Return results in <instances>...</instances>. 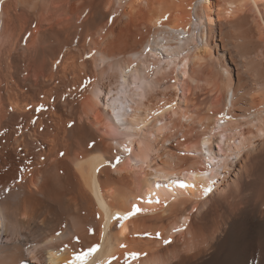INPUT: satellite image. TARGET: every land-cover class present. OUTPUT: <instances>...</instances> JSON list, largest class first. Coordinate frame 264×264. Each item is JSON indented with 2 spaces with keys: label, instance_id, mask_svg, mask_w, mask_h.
Wrapping results in <instances>:
<instances>
[{
  "label": "bare ground",
  "instance_id": "1",
  "mask_svg": "<svg viewBox=\"0 0 264 264\" xmlns=\"http://www.w3.org/2000/svg\"><path fill=\"white\" fill-rule=\"evenodd\" d=\"M0 133V264H264V0H2Z\"/></svg>",
  "mask_w": 264,
  "mask_h": 264
},
{
  "label": "snow or ice",
  "instance_id": "2",
  "mask_svg": "<svg viewBox=\"0 0 264 264\" xmlns=\"http://www.w3.org/2000/svg\"><path fill=\"white\" fill-rule=\"evenodd\" d=\"M0 3H2V0H0ZM110 22H111V18H110ZM34 26V25H33ZM31 36V33H27L25 35V37L23 38L24 39V43L27 44L28 42V38ZM57 64H59V61H57ZM88 83L90 84L91 83V80L89 79L88 80ZM173 105H169V107H172ZM41 110H43V105H41ZM117 123H119V119H117ZM75 124V121H69L67 127L68 129L72 130L73 132L76 131V129L73 127V125ZM0 135H4L3 133H0ZM84 145L86 148H90L93 152H101L103 151V148L101 145H99L97 142H96V139H95V136H90L89 139L87 140H84ZM125 152H128L130 153L131 152V149L126 145L123 149ZM60 155L63 157L65 155L64 152H60ZM41 159H44V157H41ZM122 159L121 156L117 155L115 157V163H119L120 160ZM112 161L109 162V166H112ZM159 185H157L158 187ZM180 187L181 188H184L186 187V185L184 183H180ZM212 191L211 187H206L204 189V192L205 194L207 193H210ZM159 202V201H157ZM142 211V209L139 207V206H133V209L131 211H129L127 214L125 215H117V220L118 221H124V220H127L130 216L134 215V214H138ZM120 227L122 228L123 227V224L120 225ZM77 242H79V240L77 239ZM98 247V246H97ZM97 247H92L91 248V252L94 253L96 250H97ZM129 255L131 256H135L136 254L135 253H130ZM83 256H77L75 259L77 261H81L83 260ZM113 259H116L115 257H113ZM69 264H71V262H69ZM109 264H111V261H109ZM125 264H127V261H125Z\"/></svg>",
  "mask_w": 264,
  "mask_h": 264
}]
</instances>
